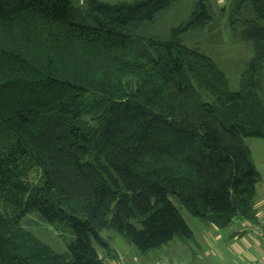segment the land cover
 Wrapping results in <instances>:
<instances>
[{
	"label": "trees",
	"instance_id": "1",
	"mask_svg": "<svg viewBox=\"0 0 264 264\" xmlns=\"http://www.w3.org/2000/svg\"><path fill=\"white\" fill-rule=\"evenodd\" d=\"M173 1L0 0V264H104V229L143 255L192 240L170 196L219 229L257 224L242 137L264 138V26L243 30L252 56L233 91L180 41L213 18L205 0L168 40L123 31ZM246 6L264 18V0L220 14L233 24ZM33 212L73 231L66 251L22 226Z\"/></svg>",
	"mask_w": 264,
	"mask_h": 264
},
{
	"label": "rangeland",
	"instance_id": "2",
	"mask_svg": "<svg viewBox=\"0 0 264 264\" xmlns=\"http://www.w3.org/2000/svg\"><path fill=\"white\" fill-rule=\"evenodd\" d=\"M79 6L83 0H71ZM117 3L128 0H100ZM231 0H205L213 11V18L203 26L191 28L181 36V43L197 47L210 57L223 72L229 88L239 90L240 76L252 56L251 42L243 37V30L252 26L263 27L264 18L256 19L250 6H246L237 20L231 24L227 16L220 14V9L228 7ZM195 0H175L159 10L153 20L130 24L124 32L138 35H153L162 40L171 37V29L181 25L190 15ZM261 85L258 91L264 101V69L260 76ZM243 144L250 151V159L259 173L257 184V200L264 194V138L243 136ZM179 209L182 217L193 233L192 240L174 238L167 245L150 253L141 254L136 247L122 236L111 230L100 231V237L105 244L92 241L93 246L104 264H244V251L236 247L247 243V239L256 242L250 231L241 236L232 237L236 228H242V222L233 221L225 228H216L210 223L201 221L169 197ZM22 226L31 231L38 239L48 244L54 251L67 250V244L75 238L73 231L64 229L58 224L43 221L36 212L28 214ZM105 245V246H104ZM242 251V253H241ZM242 257V258H241Z\"/></svg>",
	"mask_w": 264,
	"mask_h": 264
},
{
	"label": "crops",
	"instance_id": "3",
	"mask_svg": "<svg viewBox=\"0 0 264 264\" xmlns=\"http://www.w3.org/2000/svg\"><path fill=\"white\" fill-rule=\"evenodd\" d=\"M256 210H257V224H248L246 221H244L241 218L236 219L237 222H242V228H236L232 232V237L241 236L244 234L243 237H246L245 232L250 231L251 225L254 227H264V194L262 197L257 200L256 202ZM251 232V231H250ZM253 238V237H252ZM247 243H243L242 246L236 242L233 241L234 245L238 247L241 250L244 251L243 257L245 258L244 264H252V263H259L264 264V242L263 241H257L253 242L252 240H246ZM242 253V251H241ZM242 258V257H241Z\"/></svg>",
	"mask_w": 264,
	"mask_h": 264
},
{
	"label": "built area",
	"instance_id": "4",
	"mask_svg": "<svg viewBox=\"0 0 264 264\" xmlns=\"http://www.w3.org/2000/svg\"><path fill=\"white\" fill-rule=\"evenodd\" d=\"M250 231L252 233L253 239L264 242V227H256V226L253 227L251 225ZM252 264H259V263L255 262Z\"/></svg>",
	"mask_w": 264,
	"mask_h": 264
}]
</instances>
